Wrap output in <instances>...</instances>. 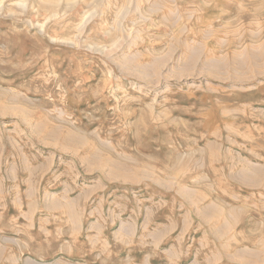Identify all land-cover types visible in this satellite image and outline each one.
<instances>
[{
  "label": "rangeland",
  "instance_id": "374dc122",
  "mask_svg": "<svg viewBox=\"0 0 264 264\" xmlns=\"http://www.w3.org/2000/svg\"><path fill=\"white\" fill-rule=\"evenodd\" d=\"M0 264H264V0H0Z\"/></svg>",
  "mask_w": 264,
  "mask_h": 264
}]
</instances>
